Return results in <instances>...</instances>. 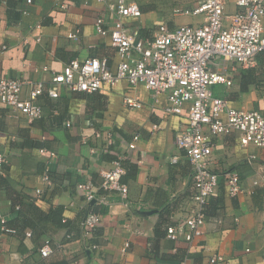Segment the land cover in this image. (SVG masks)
Instances as JSON below:
<instances>
[{"label":"crops","instance_id":"0c3cea01","mask_svg":"<svg viewBox=\"0 0 264 264\" xmlns=\"http://www.w3.org/2000/svg\"><path fill=\"white\" fill-rule=\"evenodd\" d=\"M128 1L136 2L142 15L124 25L139 39L153 38L160 26L174 30L205 23L203 14L194 13L205 0ZM236 1L225 0L226 13L238 11ZM116 2L0 0V44L8 46L0 55V79L50 87L54 73L75 59H107L114 68L117 53L109 39L97 34L95 21L101 16L112 26L118 19ZM77 31V39L69 38ZM221 67L223 61L216 59L211 70ZM225 67L233 83L214 85V95L234 108L264 115V54L256 56L253 67L236 62ZM249 70L256 80L242 92L240 77ZM57 89L58 99L39 98L44 113L34 121L0 102V153L7 157L0 166V264H210L214 257L223 259L216 264H264V148H242L238 133L213 136L211 169L222 176L237 173L244 191L230 197L222 177L206 207L204 234L192 243L172 240L167 229L186 216L195 191L193 167L175 144L187 116L166 115L165 96L155 102L149 90L130 88L127 82L95 93ZM29 92L26 86L23 97ZM126 96H135L143 108L129 109ZM137 135V147L131 149ZM118 157L126 198L100 190L97 199L87 202L78 184L91 182L99 190L102 173ZM47 170L52 185L43 182ZM37 189L43 190L40 198ZM104 194L108 204L100 200ZM57 208L64 210L62 221L46 220ZM91 210L103 219L85 237L83 222ZM10 221L18 232L4 230ZM46 241L49 257L40 253Z\"/></svg>","mask_w":264,"mask_h":264},{"label":"built area","instance_id":"2783aa9c","mask_svg":"<svg viewBox=\"0 0 264 264\" xmlns=\"http://www.w3.org/2000/svg\"><path fill=\"white\" fill-rule=\"evenodd\" d=\"M33 2L27 0L29 5ZM236 6L238 11L228 14L225 0H205L194 11L205 16L202 26L182 25L174 30L160 26L153 38L139 39L124 25L125 20L142 15L139 5L133 1L117 0L118 19L112 26L108 27L101 16L95 21L97 34L109 39L117 53L118 62L114 68L109 67L107 59H75L62 71L54 73L53 86L50 87L25 79H0V102L34 121L42 118L44 113L38 102L41 96L60 97L57 86H63L70 92L95 93L106 86L127 82L130 88L143 86L149 90L155 102L165 96L166 115L187 116V126L176 133L175 144L185 152L193 167L195 190L191 197L193 206L177 225L168 227L167 236L172 240L182 237L185 242L192 243L204 234L206 207L217 194L221 178L224 177L230 197L244 191L237 173L222 176L211 169L212 137L238 133L242 148L250 145L264 148V115L255 110L234 108L227 99L215 96L212 90L217 84L232 85L225 67L227 63L236 62L250 68L254 66L256 56L264 54V0H237ZM23 13L28 14V11ZM78 33L72 32L69 38L77 39ZM7 50V45L0 44V55ZM216 59L223 61V67L213 71L211 65ZM43 70L48 71V67ZM26 86H30L28 98L23 97ZM124 103L132 110L143 108L135 96H126ZM138 139V135L134 137L129 145L131 149L137 147ZM6 162L7 157L0 153V166ZM124 174L123 160L118 157L113 167L102 173L103 183L99 190L91 182L78 184L77 189L87 202L97 199L100 190L107 194L116 192L126 198L128 186L122 181ZM43 182L53 184L48 170L43 174ZM253 184L258 185L259 181ZM42 194V189L36 190L37 198ZM108 199L106 194L100 198L106 204ZM102 219L101 213L89 211L83 222L84 236L88 237L100 226ZM3 228L6 232H13L6 225ZM40 253L43 257L51 255L49 241L45 242ZM221 261V257H214L210 264Z\"/></svg>","mask_w":264,"mask_h":264},{"label":"trees","instance_id":"16d2710c","mask_svg":"<svg viewBox=\"0 0 264 264\" xmlns=\"http://www.w3.org/2000/svg\"><path fill=\"white\" fill-rule=\"evenodd\" d=\"M253 74H254V72L250 71V70L248 72L247 71L242 72L241 77H240V84H239L240 90L242 92L248 91L249 86L255 83L256 77ZM124 166H125V164H124ZM122 181H123V179H122ZM101 191H102L101 193H103V190H101ZM63 212H64V210L62 208H57L56 210H54L51 213H49L48 215H46V220H48V219L52 220L54 218H57V220L62 221L61 219L63 216ZM6 224H7V227L9 229L16 230L17 232L19 231L13 227V225L11 224V221L6 223ZM26 225L29 226V224H26ZM59 225H63V224H59Z\"/></svg>","mask_w":264,"mask_h":264}]
</instances>
